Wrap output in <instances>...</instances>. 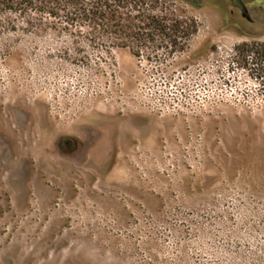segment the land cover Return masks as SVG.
<instances>
[{
  "label": "rangeland",
  "instance_id": "374dc122",
  "mask_svg": "<svg viewBox=\"0 0 264 264\" xmlns=\"http://www.w3.org/2000/svg\"><path fill=\"white\" fill-rule=\"evenodd\" d=\"M241 1L161 0L198 23L167 59L13 16L0 264H264V91L236 51L264 43V0Z\"/></svg>",
  "mask_w": 264,
  "mask_h": 264
},
{
  "label": "trees",
  "instance_id": "16d2710c",
  "mask_svg": "<svg viewBox=\"0 0 264 264\" xmlns=\"http://www.w3.org/2000/svg\"><path fill=\"white\" fill-rule=\"evenodd\" d=\"M197 5L196 0H181ZM242 2L241 0H231ZM49 15L86 27L79 33L91 44L110 49H129L136 57L167 59L184 53L198 32V23L169 10L161 0H0V37L16 28L13 16ZM237 64L246 69L264 91V43L236 46ZM163 63V62H162Z\"/></svg>",
  "mask_w": 264,
  "mask_h": 264
},
{
  "label": "flooded vegetation",
  "instance_id": "af4514ba",
  "mask_svg": "<svg viewBox=\"0 0 264 264\" xmlns=\"http://www.w3.org/2000/svg\"><path fill=\"white\" fill-rule=\"evenodd\" d=\"M234 6L238 9V10H240V12L242 11L243 13H242V15L245 17L246 16V12H245V8H246V5L243 3V2H240V3H238V2H235L234 3ZM248 21H250V19L248 20Z\"/></svg>",
  "mask_w": 264,
  "mask_h": 264
}]
</instances>
